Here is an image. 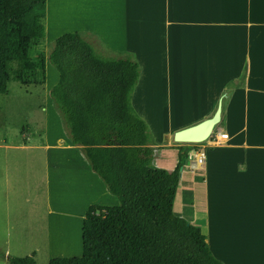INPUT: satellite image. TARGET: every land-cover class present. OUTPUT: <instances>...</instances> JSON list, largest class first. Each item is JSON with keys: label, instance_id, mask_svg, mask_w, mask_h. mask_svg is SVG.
<instances>
[{"label": "crops", "instance_id": "crops-1", "mask_svg": "<svg viewBox=\"0 0 264 264\" xmlns=\"http://www.w3.org/2000/svg\"><path fill=\"white\" fill-rule=\"evenodd\" d=\"M44 23L45 38L86 33L97 54H127L137 63L130 102L152 137L153 169L174 171L179 148L192 145L174 142V134L210 118L220 105L213 133L227 134L228 141L193 144L195 151L205 147L204 164L191 167L195 151L183 162L173 211L200 229L223 264H264V0H46ZM45 76L52 108L48 93L58 74L46 64ZM63 137L53 145L41 138L40 147L48 186L61 168L47 150L68 152L71 175L60 194L76 211L55 206L49 188L47 214L58 218L59 246L66 250L64 239L78 237L79 250L87 208L111 205L103 203L107 191L77 147Z\"/></svg>", "mask_w": 264, "mask_h": 264}, {"label": "trees", "instance_id": "trees-1", "mask_svg": "<svg viewBox=\"0 0 264 264\" xmlns=\"http://www.w3.org/2000/svg\"><path fill=\"white\" fill-rule=\"evenodd\" d=\"M45 17L46 0H0V95L10 82L43 86L49 63L58 81L48 95L64 133L116 199L85 211L79 257L48 264H223L200 229L173 211L183 162L196 147L179 148L170 173L150 167L152 137L130 102L137 63L127 54L101 58L81 32L59 36L47 56L36 55ZM7 261L36 264L34 255Z\"/></svg>", "mask_w": 264, "mask_h": 264}, {"label": "rangeland", "instance_id": "rangeland-1", "mask_svg": "<svg viewBox=\"0 0 264 264\" xmlns=\"http://www.w3.org/2000/svg\"><path fill=\"white\" fill-rule=\"evenodd\" d=\"M53 41L44 37L35 54L47 56ZM44 89V85L25 87L10 82L8 94L0 95V264H8V257L34 255L36 264H48L53 258L81 254L78 237L72 242L69 236L64 239L66 250L59 246V241L54 239L58 240V218L51 220L47 214L49 188V193H53L52 201L59 209L74 212L76 208L60 194L64 180L71 175L67 151L47 150L51 163L56 159L55 164L61 170L54 173L49 186L46 181V151L40 147L41 138L49 145L62 135L65 140L68 138L62 128V119L53 105L49 107ZM27 139L30 143L24 146ZM105 194L103 203L116 205V199ZM48 235H52L53 241H48Z\"/></svg>", "mask_w": 264, "mask_h": 264}, {"label": "water", "instance_id": "water-1", "mask_svg": "<svg viewBox=\"0 0 264 264\" xmlns=\"http://www.w3.org/2000/svg\"><path fill=\"white\" fill-rule=\"evenodd\" d=\"M220 118L221 110L219 105L210 118L177 131L173 136V140L180 144H201L210 137L214 128L219 124Z\"/></svg>", "mask_w": 264, "mask_h": 264}, {"label": "built area", "instance_id": "built-area-1", "mask_svg": "<svg viewBox=\"0 0 264 264\" xmlns=\"http://www.w3.org/2000/svg\"><path fill=\"white\" fill-rule=\"evenodd\" d=\"M228 141V135L220 132H215L210 135L207 141V145L211 147H220L224 146L226 142ZM194 158H193V166L192 168H201L204 164L205 159V147L200 148L199 150L194 152Z\"/></svg>", "mask_w": 264, "mask_h": 264}]
</instances>
